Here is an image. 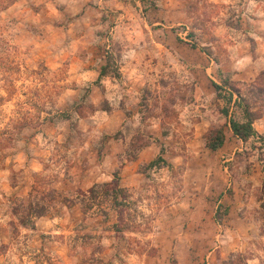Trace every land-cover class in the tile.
Returning a JSON list of instances; mask_svg holds the SVG:
<instances>
[{
  "label": "rangeland",
  "instance_id": "rangeland-1",
  "mask_svg": "<svg viewBox=\"0 0 264 264\" xmlns=\"http://www.w3.org/2000/svg\"><path fill=\"white\" fill-rule=\"evenodd\" d=\"M19 1L0 0V264H264V133L206 138L264 112V0Z\"/></svg>",
  "mask_w": 264,
  "mask_h": 264
},
{
  "label": "trees",
  "instance_id": "trees-1",
  "mask_svg": "<svg viewBox=\"0 0 264 264\" xmlns=\"http://www.w3.org/2000/svg\"><path fill=\"white\" fill-rule=\"evenodd\" d=\"M197 46V45H195ZM107 71L106 65L102 67L101 70V74L105 75ZM216 87H219L218 84H215ZM260 89V88H259ZM264 89H261L260 91H262ZM260 117V116H259ZM258 116H254L252 114V111L249 107V105H245V121H239L237 119H230L229 124L231 129L233 130L234 134L241 138L242 140H248L250 137L252 136H256L259 135L258 131L256 130V128L254 127V122L256 119L259 118ZM225 132L223 129L218 128V129H211L209 134L206 136L207 138V145L211 148V149H219L220 147L223 146L224 142H225ZM262 137V136H260ZM161 164L167 165L168 162L165 159V157L163 156L162 153H160V155L153 160L152 162H150V164L148 165L149 167H154V166H160ZM118 190V189H115ZM93 192V190H92ZM27 210L28 212H30V214H35L37 211H35V208L32 206V203L29 202L27 205ZM35 211V212H34ZM45 212V210L43 211H39V213L41 215H43ZM37 215V214H36ZM117 231H120L121 228L119 226H117Z\"/></svg>",
  "mask_w": 264,
  "mask_h": 264
},
{
  "label": "crops",
  "instance_id": "crops-1",
  "mask_svg": "<svg viewBox=\"0 0 264 264\" xmlns=\"http://www.w3.org/2000/svg\"><path fill=\"white\" fill-rule=\"evenodd\" d=\"M18 1V2H17ZM19 3H21L19 0H16V2H15V4H13V5H19ZM115 110H117L116 108H112L111 110L109 109V111H105V113H111V112H113V111H115ZM102 112H104V110L102 111ZM238 120H240V121H244L245 120V117L243 116V118H238ZM263 123L264 122V112H263V114L258 118V119H256V121L254 122V125H255V128H256V130L258 131V132H260V133H264V131L262 130V129H259L258 128V125L260 124V123ZM231 130V131H230ZM224 132H225V134H226V137H229L230 135H233V136H235V137H237L235 134H234V132H233V130L231 129V128H229L228 126L226 127V129L224 130ZM232 132V133H231Z\"/></svg>",
  "mask_w": 264,
  "mask_h": 264
}]
</instances>
